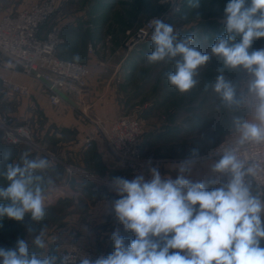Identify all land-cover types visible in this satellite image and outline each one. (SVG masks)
Masks as SVG:
<instances>
[{
  "label": "clouds",
  "instance_id": "1",
  "mask_svg": "<svg viewBox=\"0 0 264 264\" xmlns=\"http://www.w3.org/2000/svg\"><path fill=\"white\" fill-rule=\"evenodd\" d=\"M188 4L198 9L200 0ZM223 13L224 31L210 52L225 67L248 74L247 95L238 96L236 86L223 75L212 89L225 107H250L251 119L233 120L238 145L264 144V48L252 49L254 41L264 38V0H227ZM151 27L145 63L172 64L173 70L165 73L168 84L180 93L189 92L209 53L194 45V35L181 37L160 18L152 19ZM10 157V152L0 154V221L23 223L27 217L32 240L18 239L14 248L0 246V264H68L67 255L36 250L48 246L44 228L37 226L47 216L53 160L28 151L7 162ZM199 160V150L191 149L174 166L175 179L162 176L157 167L149 168L150 179L142 174L131 180L114 178L110 211L134 238L126 241L116 230L111 254L96 259L83 254L78 264H264V196L253 192L248 179L256 169L246 167L235 151H224L211 171L226 179L209 187L216 181L191 178Z\"/></svg>",
  "mask_w": 264,
  "mask_h": 264
},
{
  "label": "rangeland",
  "instance_id": "2",
  "mask_svg": "<svg viewBox=\"0 0 264 264\" xmlns=\"http://www.w3.org/2000/svg\"><path fill=\"white\" fill-rule=\"evenodd\" d=\"M41 1L44 0H0V9L6 12L0 13V16L18 13ZM226 3L227 0H200V7L193 9L188 0H56V9L45 32L40 31V36H45L54 26L58 28L61 42L57 56L87 66L90 69L87 82L91 90V82L95 78L100 81L99 89L104 90L108 85L107 81L113 79L112 71H116V99L120 103L121 113L108 123H97L98 129L102 127L107 132L111 123L119 117H135L143 127L141 152L149 161L148 171L150 167H157L162 176L170 175L175 179L178 173L174 166L195 148L199 150L200 160L193 169L191 178L205 182L216 181V184L209 185L215 187L226 178L211 171L212 164L216 162L211 152L215 147L238 138L233 125L235 117L251 119L248 104L225 107L220 96L212 89L217 76L223 75L236 86L238 96L247 95L248 74L242 69L225 67L222 60L210 52L216 36L224 31L221 20ZM154 18L171 24L181 37L194 35V45L198 46L201 52H208L210 55V60L198 69L195 77L198 83L189 92L180 93L168 84L165 73L173 70L172 64L145 63V53L151 51L150 35L144 41L133 44L132 38L138 29ZM88 20L92 22L89 29L80 30L73 26L77 23L83 25ZM78 33L82 35L79 37ZM85 42L91 51L90 54L96 53L95 60L88 54L86 57L84 48L72 53L68 51L71 44L80 45ZM260 48H264V38L254 41L252 45V49ZM0 54L14 58L7 53ZM102 68L107 71L106 74L96 77V69ZM2 86L7 94H11L3 83ZM91 90L89 94L82 96L81 102H76V108L84 105L92 95ZM48 91L51 100L52 92L49 89ZM29 94L11 95L22 97ZM69 96L75 101V93ZM0 116L9 115L0 113ZM0 131L2 139L3 132L1 129ZM28 143H33L32 138ZM53 151L56 149L53 148ZM119 168L123 178L125 171ZM126 175L129 180L133 179L132 175ZM0 183L3 181L0 180ZM251 184L253 192L256 193L252 182ZM78 191H81V194ZM64 195H70V198L60 199L58 214L56 207L54 210H47L44 221L37 226L44 228L48 245L46 249H36L37 251L61 254L63 247L77 243L92 247L98 254H104L106 257L114 251L111 240L114 231L119 230L126 241L134 238L133 234L123 229L110 211V201L114 197L110 188H71ZM61 215H65V218L57 222ZM27 223V217L23 223L7 218L0 221V246L14 248L18 239L28 241L25 227ZM56 231L58 235L54 236Z\"/></svg>",
  "mask_w": 264,
  "mask_h": 264
},
{
  "label": "crops",
  "instance_id": "3",
  "mask_svg": "<svg viewBox=\"0 0 264 264\" xmlns=\"http://www.w3.org/2000/svg\"><path fill=\"white\" fill-rule=\"evenodd\" d=\"M25 4H27L26 1ZM0 13L6 14L1 9ZM5 14H2L0 18ZM89 21L91 20L85 24L82 23L83 25L77 23L73 26L86 30L92 25ZM48 23L42 28L43 33ZM77 35L81 36L82 33ZM87 46L86 42L80 45L74 43L68 47V51L72 53L84 48L86 57L88 54L95 60L96 53L90 54L91 51ZM0 72L30 88L28 96H13L5 92L0 81V113L11 116L15 123L25 126L33 140V143L5 144L1 139L0 131V154L11 153L7 162L15 161L25 151L33 156L42 155L53 160L54 185L47 194V210H54L56 207V214H58V205L61 200L70 198V195L66 197L64 194L71 188L109 189L113 179L121 177L119 163L105 146L97 126V123L102 121L108 123L111 119L120 116L121 106L116 99L118 89L114 80L116 71H112L113 79L107 81L108 85L102 91L99 89L100 81L97 78L92 80L90 93L92 95L80 108L65 101L53 104L43 80L38 76L27 74L17 59L6 54H0ZM106 72L103 68L96 69V77L103 76ZM89 139L91 143L87 145ZM53 148L56 151H53ZM78 193L81 194V191ZM64 218L65 215H61L57 222ZM53 235H58V231ZM27 238L31 242L32 236L27 234Z\"/></svg>",
  "mask_w": 264,
  "mask_h": 264
},
{
  "label": "built area",
  "instance_id": "4",
  "mask_svg": "<svg viewBox=\"0 0 264 264\" xmlns=\"http://www.w3.org/2000/svg\"><path fill=\"white\" fill-rule=\"evenodd\" d=\"M55 9L56 0H44L18 13L4 16L0 20V52L10 54L17 59L27 74L38 76L35 73L37 72L50 82L51 86H46L52 92L53 103L63 100L52 89L54 86L69 95L75 93V101L81 102L82 96L89 94L91 90L87 82L90 69L57 56L56 52L61 40L56 26L52 27L45 36H40V31L51 19ZM151 21L138 29L132 38L133 44L149 37L152 31ZM0 80L11 94L30 93L28 85L15 81L3 72H0ZM0 129L3 132L2 139L6 143L31 142V135L26 127L14 124L9 116H0ZM99 130L105 146L116 158L119 167L125 171L123 178L128 179L126 174L132 175V178L141 174L146 179L151 178L148 171L149 161L141 152L143 127L139 119L129 115L121 116L111 123L107 132L102 127ZM90 143L91 140H87L86 144L90 145ZM227 150L235 151L246 167L253 166L256 169V175L248 178L253 183L256 193L264 196V144L239 146L237 139L215 147L211 156L217 161ZM83 254L92 259L104 256L98 254L92 247L77 243H71L61 251V255L69 257L68 264H78Z\"/></svg>",
  "mask_w": 264,
  "mask_h": 264
},
{
  "label": "water",
  "instance_id": "5",
  "mask_svg": "<svg viewBox=\"0 0 264 264\" xmlns=\"http://www.w3.org/2000/svg\"><path fill=\"white\" fill-rule=\"evenodd\" d=\"M35 73L40 77L41 80H43V82H44L47 86H51V83L48 82L47 80H45V79L43 78L42 75L38 74L37 72H35ZM52 89H53L56 93H58V94L60 95V97H61L63 100L67 101L68 103H70V104H72V105H74V106H77L76 101H74V99H73L72 97H70L68 94H66L65 92H63L62 90H60L59 88H57V87H55V86H54Z\"/></svg>",
  "mask_w": 264,
  "mask_h": 264
}]
</instances>
